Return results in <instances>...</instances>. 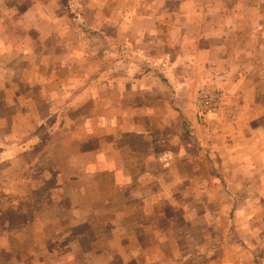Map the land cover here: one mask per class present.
I'll return each instance as SVG.
<instances>
[{"label":"rangeland","instance_id":"1","mask_svg":"<svg viewBox=\"0 0 264 264\" xmlns=\"http://www.w3.org/2000/svg\"><path fill=\"white\" fill-rule=\"evenodd\" d=\"M166 1L161 6L155 0H0V264L38 259L48 264H264V209L258 199L254 204L260 208L245 201L240 218L245 223L249 218L251 225H242L229 195L201 188L191 196L190 210H164L166 225L181 226L163 227L160 235L170 238L175 228L178 242H148L141 234L121 242L125 229L135 233L129 220L145 212L123 210L126 199L122 191L115 193V174L93 178L96 169L85 165L99 147L97 139L106 137L92 123L107 98L92 97L91 104L79 94L95 85L106 96L102 76L113 71L110 62L118 61V47L129 40L131 30L124 25L138 27L133 18L125 21V11L205 12L203 19L184 20L204 28L228 25L220 46L251 57L253 74L264 81V0ZM257 12L263 18L253 19ZM111 64L121 69L118 62ZM205 84L223 89L225 103L235 97L215 80L197 88ZM213 117L209 125L198 121L208 133L218 128ZM125 212L132 218L123 221ZM239 236L247 243L236 241ZM141 245L150 246L153 256H144ZM177 249L185 256L176 257Z\"/></svg>","mask_w":264,"mask_h":264},{"label":"crops","instance_id":"2","mask_svg":"<svg viewBox=\"0 0 264 264\" xmlns=\"http://www.w3.org/2000/svg\"><path fill=\"white\" fill-rule=\"evenodd\" d=\"M155 2L163 6L167 1ZM173 17L181 19L173 23ZM187 17L206 16L201 11H125V21L133 18L138 27L124 25V30L129 28L131 33L122 47L118 45L121 54L117 62L121 69L111 64L117 63L114 59L110 62L113 71L102 76L108 84L106 96L95 85L79 94L81 98L88 97L91 104L92 97L107 98L100 116L92 123L94 129L104 130L106 137L97 139L99 147L85 165L96 169L93 178L115 174L114 191L118 195L122 191L126 199L123 210L139 208L145 212L138 219L129 220L131 232L135 233L128 235L125 229L121 242L133 240L138 234L148 242H178L175 228L170 238L160 235L163 227L181 226L176 221L166 225L164 210H190L194 204L191 196L201 192V188L229 195L228 202L234 204L242 225H251L249 218L246 223L240 218L246 202L257 207L254 200L258 199L264 209L260 197L264 196V81L261 75L253 74L255 64L251 57L231 50L224 52L220 46L228 25L204 28L194 20H184ZM252 17L263 18L259 12ZM113 46L115 51L116 45ZM96 77L88 75V79ZM209 80L235 94L213 117L218 128L212 133L199 124L194 106L197 85ZM88 130L95 138L94 131ZM95 183L98 187L102 181ZM204 208L212 210L208 202ZM132 214L125 212L123 221L132 218ZM111 225L117 224L113 221ZM224 237L227 239L226 234ZM236 241L247 243L243 236ZM140 247L144 256H153L147 252L150 246ZM176 251V257L185 256L179 249ZM50 257L49 252L46 259ZM31 264L48 263L38 259Z\"/></svg>","mask_w":264,"mask_h":264},{"label":"built area","instance_id":"3","mask_svg":"<svg viewBox=\"0 0 264 264\" xmlns=\"http://www.w3.org/2000/svg\"><path fill=\"white\" fill-rule=\"evenodd\" d=\"M224 103L225 92L223 89L211 84L199 86L194 100L198 121L203 125H209V119L222 109Z\"/></svg>","mask_w":264,"mask_h":264}]
</instances>
